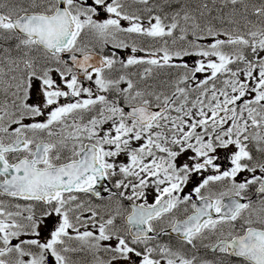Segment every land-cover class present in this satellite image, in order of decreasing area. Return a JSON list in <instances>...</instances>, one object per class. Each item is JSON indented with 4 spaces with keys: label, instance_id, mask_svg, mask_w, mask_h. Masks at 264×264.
Instances as JSON below:
<instances>
[{
    "label": "snow or ice",
    "instance_id": "1",
    "mask_svg": "<svg viewBox=\"0 0 264 264\" xmlns=\"http://www.w3.org/2000/svg\"><path fill=\"white\" fill-rule=\"evenodd\" d=\"M0 264H264V0H0Z\"/></svg>",
    "mask_w": 264,
    "mask_h": 264
}]
</instances>
